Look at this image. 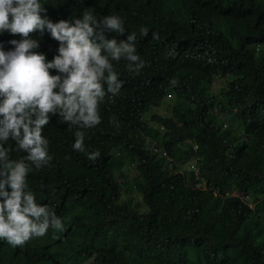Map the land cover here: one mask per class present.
Returning <instances> with one entry per match:
<instances>
[{
	"label": "trees",
	"instance_id": "trees-1",
	"mask_svg": "<svg viewBox=\"0 0 264 264\" xmlns=\"http://www.w3.org/2000/svg\"><path fill=\"white\" fill-rule=\"evenodd\" d=\"M40 3L52 23L71 22L84 11L97 19L119 16L125 33L106 32L105 38L119 44L135 33L144 67L137 74L123 59L112 62L123 86L100 104L96 127L50 118L42 134L52 159L33 167L27 190L62 220L64 231L50 228L16 247L0 240V264H264V0ZM30 38L48 62L58 55L59 43L47 29ZM20 39L0 32V48L11 51L9 42ZM214 75L230 79L228 121L241 120L242 134L231 124L223 128L209 112L218 101L210 89ZM167 94L176 96L169 115L143 123L142 114ZM159 124L164 131H155ZM78 130L85 133L83 153L72 147ZM147 135L169 162L146 150ZM4 147L12 160L26 155L11 138ZM95 151L97 160H88ZM189 159L196 160L204 188L187 185L179 173L178 163ZM129 166L137 201L124 197L132 190L122 175ZM241 196H251L253 206Z\"/></svg>",
	"mask_w": 264,
	"mask_h": 264
},
{
	"label": "clouds",
	"instance_id": "clouds-1",
	"mask_svg": "<svg viewBox=\"0 0 264 264\" xmlns=\"http://www.w3.org/2000/svg\"><path fill=\"white\" fill-rule=\"evenodd\" d=\"M45 29L59 43L58 55L51 62L44 54L35 51L39 41L30 38ZM5 31L21 37L19 41L9 42L13 50L5 52L0 48V198L3 200L0 203V240L16 247L23 246L32 238L45 236L50 228L64 231L62 220L46 206L37 204L34 193L27 190V177L33 167L39 170L48 166L52 159L48 150L49 141L42 134L50 118L58 115L65 123L81 129L96 127L101 123L100 104L108 94H118L123 86L112 62L123 59L128 62V70L137 74L144 67V62L136 54L135 33L129 34L127 41L119 44L115 38H105L106 32L125 33L123 20L115 15L97 19L91 11H84L79 19L52 23L40 0H0V32ZM140 33L144 37L149 31L141 28ZM152 38L159 37L153 33ZM50 70L60 75H52ZM219 76L214 75L211 81L210 89L218 96V101L209 112L222 122L223 128L231 124L237 134H242L241 120L240 132L233 127L235 121H228L230 108L225 91L230 79L227 77L229 81L218 94L213 89ZM176 83V80L171 81L173 86ZM175 100V95L167 94L161 105L152 106L142 114V122L152 125L154 115H169ZM163 104L169 113H151L153 107ZM226 107L229 109L227 116ZM156 128L155 131H164L161 124ZM84 135L78 130L72 146L81 153L85 152ZM10 138L15 141L16 150L26 153L23 158H9L10 149L4 144ZM243 138L247 140L245 135ZM143 142L149 153L157 154L164 162L170 161L151 135L143 137ZM114 151L118 156L117 149ZM99 156V151H95L89 153L87 159L95 161ZM188 164H191L190 177L193 175L196 179L197 187H192L204 188L202 181H198L199 168L195 159L178 163L185 183L189 185L182 168ZM131 167L122 170V175L127 174ZM240 200L249 207L254 204L251 196H241Z\"/></svg>",
	"mask_w": 264,
	"mask_h": 264
},
{
	"label": "rangeland",
	"instance_id": "rangeland-1",
	"mask_svg": "<svg viewBox=\"0 0 264 264\" xmlns=\"http://www.w3.org/2000/svg\"><path fill=\"white\" fill-rule=\"evenodd\" d=\"M214 81V80H213ZM229 81V79L227 77H224V76H219V78H216L215 81H214V84H213V89L215 91L216 94H218L219 92H221L225 86H226V83ZM172 102V99H170L169 103ZM151 113H157V114H167L169 113L168 110H167V107L165 104H163L161 107H153ZM225 111H226V116L229 112V109L228 107L225 108ZM219 116H221L218 112H216ZM233 127L234 129L237 131V132H240L241 129H242V124L240 121H235L234 124H233ZM191 164H188L186 166H184L182 168V171L183 173L185 174V178H186V182L191 185V186H194V187H197L195 184H196V179L192 178V176L190 177V173H191ZM132 167L130 168L129 171H127V176L126 178L124 179L125 182L128 183V185H130V187H134L133 185V181H132ZM129 187V186H128ZM132 187V190L128 193H126L124 195L125 198H128V199H132L134 201H137V197L139 198V194H137L135 192V189ZM91 260V259H90ZM85 261L83 264H92V260L90 261Z\"/></svg>",
	"mask_w": 264,
	"mask_h": 264
}]
</instances>
